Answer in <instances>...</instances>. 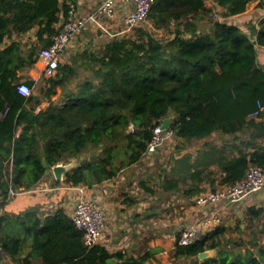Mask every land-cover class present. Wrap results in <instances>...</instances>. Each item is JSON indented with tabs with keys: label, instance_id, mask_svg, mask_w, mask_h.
<instances>
[{
	"label": "trees",
	"instance_id": "16d2710c",
	"mask_svg": "<svg viewBox=\"0 0 264 264\" xmlns=\"http://www.w3.org/2000/svg\"><path fill=\"white\" fill-rule=\"evenodd\" d=\"M212 1L228 18L242 14L255 0ZM257 8L264 10V0ZM209 13L204 0H156L148 19L158 30L174 22L172 38L158 40L139 29L134 36L112 38L101 51L77 50L55 76L43 78L40 96L24 97L17 92L20 73L35 64L41 47L51 44L57 25L68 17V6L58 0H0V206L35 187L47 170L90 149L101 152L91 153L90 160L66 172L64 182L91 186L115 177L142 159L153 127L168 116L173 117L172 136L182 142L213 133L237 140L240 133L250 131L248 141L230 147L228 155L226 150L204 155L209 158L206 168L214 165L222 173L220 186L240 180L249 166L264 172V67L259 63L264 17L248 26L249 33L216 18L199 29V16ZM35 27L39 46L25 48L16 40L4 43L13 33L25 34ZM78 67L92 76L69 89ZM58 90L62 100L54 103L51 97ZM44 100L48 106L38 110ZM257 104L263 110L250 118ZM130 122L135 125L133 133L127 131ZM120 140L124 145L118 148ZM44 158L48 167L43 166ZM205 171L196 167L191 176L201 181L208 177ZM165 187L172 190L174 184L167 181ZM190 191L202 190L196 186ZM245 212L244 221L264 225V206H249ZM240 224L238 232L243 231ZM223 232L220 225L190 245L176 244L172 256L189 259L190 264H264V245L255 252L240 246L245 242H231L234 250L224 245L216 257L199 261L200 252L221 246L216 238ZM260 232L264 234V227ZM29 237L33 253L41 258L38 264H142L146 259L110 253L100 244L87 247L63 209L43 220L35 210L0 217V246L11 259L22 255Z\"/></svg>",
	"mask_w": 264,
	"mask_h": 264
},
{
	"label": "crops",
	"instance_id": "0c3cea01",
	"mask_svg": "<svg viewBox=\"0 0 264 264\" xmlns=\"http://www.w3.org/2000/svg\"><path fill=\"white\" fill-rule=\"evenodd\" d=\"M58 1L63 3L67 0ZM102 1L77 0L76 15L84 16L92 13ZM210 1L216 8H219L212 0ZM258 1L249 3L242 14L228 17L231 19L229 22L238 25L242 30L249 33L248 26L257 25L258 20L264 17V10L257 8ZM129 8L130 5L118 3L113 20L104 16L99 19L102 25L108 29V33L114 34L123 31V20ZM61 23L57 25L58 28ZM86 31L101 32L99 38L103 40L112 39L95 25H89L84 32ZM79 36L73 39L66 50L63 59L65 62L71 54L77 51L74 48L81 45ZM118 36H122V34ZM12 40L20 41L25 48L31 45H40L37 27L25 34L13 33L9 38H5L4 43H9ZM259 63L264 67V48L259 51ZM42 69L43 63L37 59L31 68L20 73L22 81L33 80L35 87L39 80L44 78ZM47 105L48 103L43 101L40 107L45 108ZM218 134L221 133H213L211 136ZM222 138L225 141L228 140L227 155L230 152V147L239 145L236 140L233 143L230 142V135L222 134ZM98 152H101V149ZM205 152L202 151L204 155ZM234 154H236V150H234ZM150 156L144 154L141 160ZM203 156L199 157V153L189 149L187 145L176 149L174 152L175 176L174 180L169 179L174 184L172 190H166L165 183L167 180L164 176L154 178L147 174L146 167L140 170L137 163L120 169L115 177L91 186L84 184L72 186L64 182V176L61 180H57L52 170L49 169L35 187L11 197L4 206H0V217L3 215L14 217L19 214L22 215L27 210H35L38 219L43 220L46 216L54 214L56 210L63 209L66 215L71 218L79 190L83 189L103 213L105 228L98 244L105 247L110 253L120 252L125 256L134 258L146 255L142 264H190L191 260L189 259L175 260L172 256L175 251L176 239L182 229L195 223L207 212L217 208L223 217L221 228L224 232L216 238L221 242V246L214 249L213 256L216 257L223 250L225 244L244 242L242 221L245 211L249 206L260 207L261 201L264 200V194L262 192L253 193L231 205H218L203 209L196 207L193 202L194 198L200 193L219 188L220 185L216 188L210 185L216 183L214 181L216 176L220 180L222 178V173L218 171L216 166L211 165L206 168L209 158ZM85 159L90 160L91 157L83 154L78 158V161L70 159L67 164L76 163L79 165ZM199 161H201L202 168L205 167V173L208 174V177L201 181L193 179L191 176L196 167H201L198 165ZM214 170L218 172L216 176H214ZM196 186L202 191L191 194L190 189ZM239 222L242 232H238L236 229ZM30 244L31 237L25 240L22 255L16 261H20L21 264H38L41 262V258L33 253ZM13 260L9 256L0 258V264H13Z\"/></svg>",
	"mask_w": 264,
	"mask_h": 264
},
{
	"label": "built area",
	"instance_id": "2783aa9c",
	"mask_svg": "<svg viewBox=\"0 0 264 264\" xmlns=\"http://www.w3.org/2000/svg\"><path fill=\"white\" fill-rule=\"evenodd\" d=\"M155 1L156 0H103L100 6L92 13L84 16H77V0H67V19L61 23L57 33L52 38L51 44L47 47H41L38 50L37 58L43 63L42 76L44 78H51L56 75L69 45L72 43L73 39L83 33L89 25L99 27L111 38L121 34L123 36L124 33L141 27V25L147 21L151 7ZM118 3L130 5V8L123 20V31L111 34L108 33V29L102 25L99 19L104 16L113 20ZM33 89L34 86L28 85L25 81H21L17 85V92L24 97L30 96L33 93ZM39 109H41V107H38V110ZM261 110H263V107L257 104V109L253 111L249 117H258ZM161 124L162 121L153 127L152 136L147 144L145 154H155L173 135L169 128L163 129ZM127 131L129 133L135 131V125L132 122L129 123ZM263 189V170L256 166H249L245 175L234 184L220 186L217 189L200 193L194 198L193 202L196 207L201 209L216 207L218 205H231L238 203L247 195L260 193ZM222 218L217 208L207 212L205 216L180 231L176 239V244L178 246H187L194 243L202 236L222 225ZM71 219L75 227L82 232L83 241L87 247L90 248L100 242L105 228L104 216L96 202L93 201L83 189L79 190ZM5 257H7L6 252L0 246V258Z\"/></svg>",
	"mask_w": 264,
	"mask_h": 264
},
{
	"label": "rangeland",
	"instance_id": "374dc122",
	"mask_svg": "<svg viewBox=\"0 0 264 264\" xmlns=\"http://www.w3.org/2000/svg\"><path fill=\"white\" fill-rule=\"evenodd\" d=\"M204 1H205L206 7L209 8V10H210V13L209 14H202L201 16H199V19H198L199 21L196 22L199 29H203V28L207 27V22L210 19L213 20L216 18V19H221V20L227 21V22L231 21L230 18L224 17V15H223L224 10L216 8L211 3L210 0H204ZM255 8H256V6H255ZM257 13H258V11H257ZM139 29H142L144 31L149 32L150 34L153 35L154 38H156L158 40H168L169 38H172L173 32L176 29V26H175V23L172 22L166 29H159L158 30V29H155L152 22L149 19H147V21L145 23H143L141 25V27L133 29L131 31H128V32L124 33L123 36L124 35L125 36H134L136 31ZM100 35H101V32H97V31H94V32H90V31L87 32L86 31L83 34H80L79 41H81V45H79V46L77 45V48H74V49L78 50L77 53H81L86 48L91 49V50L101 51L100 49L103 47V45L106 42L110 41L111 39L107 38L106 40H103V39L99 38ZM62 63H65V61L63 60ZM88 76H92V74L90 73V70H87L85 67H80V68L78 67V69L76 70V73L70 79V84L68 85V88L69 89H75L76 85L78 83L83 82L85 80V78ZM43 81H44V79L41 78L39 80V83L37 85H35V87L33 89V93L35 95H38V96L41 95L40 86L42 85ZM60 93H61L60 90H58V93L51 97V99L53 100L54 103H59L62 100V95ZM44 102H47V101L44 100ZM47 106H45V107H47ZM249 133H250V131H243L242 133H240L238 140L233 139V136H230L231 139L230 138L229 139L231 141L230 140L229 141L233 143V141L236 140L239 142V144L241 141L247 142L249 139ZM262 142L264 143V140H262ZM227 143H228V140L225 141L222 138V134H218L216 136H209V137L205 138V140L199 139V140H193L191 142H180L174 136H171L165 142V144H163V146L160 148V150L157 154H153L144 160H140L137 163L138 168L141 170L144 167H146L147 171H148L147 174L154 177V178H157L158 176L159 177L164 176L167 181H169V179L174 180L175 168H176V165L174 162V152L176 151V149L187 145L189 149L195 150L197 153H199V157H202L204 155V153H202V151H206L205 154L210 155V154L214 153L215 151L226 150ZM107 145L109 146L110 144L107 143ZM116 145L118 148H120L124 145V142L120 140L116 143ZM91 153L97 154L98 150L97 149H93V150L90 149L87 151L86 155H90ZM116 153H121V152L119 150L118 151L116 150ZM223 153H227V151H225ZM76 161H78V158H76ZM68 162H70V161H67L63 164H67ZM116 162L119 163V160H117ZM214 173H215L214 176H216L218 174V172L216 170H214ZM214 181L216 183L214 185H210L211 187L214 186V188H216L217 186H219L221 184V180L217 176L214 179ZM262 194H264V189L262 191ZM260 204H261V206H264V200L261 201ZM242 223L244 224L243 234L245 235L244 236L245 237V240H244L245 243H244V245H240V246L242 248L243 247L244 248L245 247L250 248L256 252L258 247H261L264 245V234H262L260 232L261 229L264 227L263 222H260V221L252 222V221H248V220L244 221V218H243ZM225 247L227 248V250H234V248H235L232 243L225 244ZM13 264H21V263L18 260L17 261L13 260Z\"/></svg>",
	"mask_w": 264,
	"mask_h": 264
},
{
	"label": "water",
	"instance_id": "95a60500",
	"mask_svg": "<svg viewBox=\"0 0 264 264\" xmlns=\"http://www.w3.org/2000/svg\"><path fill=\"white\" fill-rule=\"evenodd\" d=\"M172 118H173L172 116H168V117H165L162 120L161 126H162L163 129H168L170 127ZM42 162H43V166L44 167H48L45 158L42 160ZM75 165H76V163L56 165V166L52 167L51 170H52V173L54 174L55 178L57 180H61L66 172L71 170L73 167L78 166V165H76V166ZM263 218H264V214H263ZM243 226H244V224H242V227ZM213 255H214V249H207V250H204V251L200 252L197 255V258H198L199 261H204V260H206L208 258L214 257ZM177 264H181V263H177Z\"/></svg>",
	"mask_w": 264,
	"mask_h": 264
}]
</instances>
